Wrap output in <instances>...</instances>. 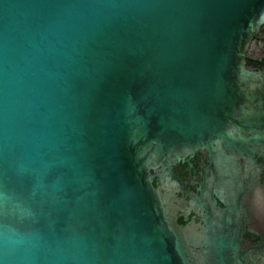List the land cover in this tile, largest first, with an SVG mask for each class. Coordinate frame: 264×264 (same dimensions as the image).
I'll list each match as a JSON object with an SVG mask.
<instances>
[{
  "label": "water",
  "instance_id": "1",
  "mask_svg": "<svg viewBox=\"0 0 264 264\" xmlns=\"http://www.w3.org/2000/svg\"><path fill=\"white\" fill-rule=\"evenodd\" d=\"M0 264H264L230 219L179 224L172 166L197 150L229 190L264 151V71L246 67L264 0H0ZM68 36L57 142L27 127L34 44ZM244 164H240V160ZM156 181V184H154ZM236 203V202H235Z\"/></svg>",
  "mask_w": 264,
  "mask_h": 264
},
{
  "label": "flooded vegetation",
  "instance_id": "2",
  "mask_svg": "<svg viewBox=\"0 0 264 264\" xmlns=\"http://www.w3.org/2000/svg\"><path fill=\"white\" fill-rule=\"evenodd\" d=\"M245 61L248 69L264 71V23L252 38ZM254 158L257 168L241 170L237 184L227 191L204 184L210 165L206 150H197L175 163L172 174L178 182L174 202L178 223L193 224L199 230L208 220L230 219L232 231L241 237L242 250L261 246L264 239V151ZM240 164H244L243 159ZM254 256H258L256 262H260L264 248Z\"/></svg>",
  "mask_w": 264,
  "mask_h": 264
},
{
  "label": "clouds",
  "instance_id": "3",
  "mask_svg": "<svg viewBox=\"0 0 264 264\" xmlns=\"http://www.w3.org/2000/svg\"><path fill=\"white\" fill-rule=\"evenodd\" d=\"M0 9L11 11V5L0 3ZM75 48L71 37L53 35L42 38L31 49L24 71L26 99L32 108L27 127L28 140L32 150L43 157L57 142L58 112L55 104L59 69ZM6 209L0 206V216ZM33 237L24 233H5L0 228V248L27 245Z\"/></svg>",
  "mask_w": 264,
  "mask_h": 264
}]
</instances>
